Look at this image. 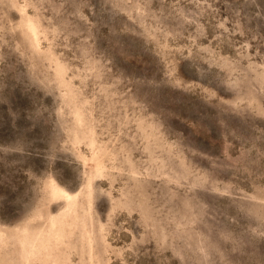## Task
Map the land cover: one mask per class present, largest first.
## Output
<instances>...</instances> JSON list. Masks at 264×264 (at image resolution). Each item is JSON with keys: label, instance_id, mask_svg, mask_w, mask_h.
<instances>
[{"label": "rangeland", "instance_id": "1", "mask_svg": "<svg viewBox=\"0 0 264 264\" xmlns=\"http://www.w3.org/2000/svg\"><path fill=\"white\" fill-rule=\"evenodd\" d=\"M0 264H264V0H0Z\"/></svg>", "mask_w": 264, "mask_h": 264}]
</instances>
